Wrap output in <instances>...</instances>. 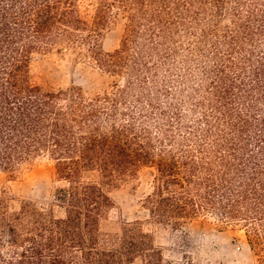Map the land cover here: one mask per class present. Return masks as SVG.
Segmentation results:
<instances>
[{"label": "trees", "instance_id": "1", "mask_svg": "<svg viewBox=\"0 0 264 264\" xmlns=\"http://www.w3.org/2000/svg\"><path fill=\"white\" fill-rule=\"evenodd\" d=\"M54 49L116 80L33 82L32 55ZM40 158L63 183L47 208L11 210L0 189V264H173L144 222L208 216L244 230L264 264V0H0V171ZM145 168L144 217L103 232L109 187Z\"/></svg>", "mask_w": 264, "mask_h": 264}, {"label": "rangeland", "instance_id": "2", "mask_svg": "<svg viewBox=\"0 0 264 264\" xmlns=\"http://www.w3.org/2000/svg\"><path fill=\"white\" fill-rule=\"evenodd\" d=\"M125 23L124 13L116 12L103 38L106 51L119 46ZM30 75L33 82L48 88L79 85L89 91L104 89L116 80L89 63L84 55L70 49L34 53ZM62 183L48 158L37 159L13 174L0 171V189L6 191L11 210L19 209L25 199L40 207H49L55 187ZM152 189L153 170L150 168L109 187L115 208L101 221V230L118 233L126 222L144 217L146 212L141 209V199ZM144 227L153 235L164 258L173 264H259L244 230L221 227L213 216L198 218L179 229L162 228L153 222H144Z\"/></svg>", "mask_w": 264, "mask_h": 264}]
</instances>
